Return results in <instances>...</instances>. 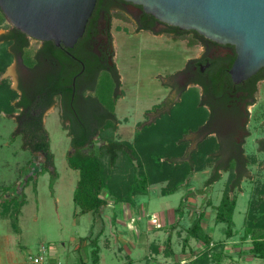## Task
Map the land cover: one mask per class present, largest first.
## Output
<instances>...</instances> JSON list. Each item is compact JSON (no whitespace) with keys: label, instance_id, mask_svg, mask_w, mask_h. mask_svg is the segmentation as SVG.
Masks as SVG:
<instances>
[{"label":"rangeland","instance_id":"1","mask_svg":"<svg viewBox=\"0 0 264 264\" xmlns=\"http://www.w3.org/2000/svg\"><path fill=\"white\" fill-rule=\"evenodd\" d=\"M8 27L9 25L3 21L0 25V35ZM127 27L128 31L126 27L112 31L116 49L113 61L118 76V90L122 96L115 102L114 111L118 123L110 134L114 139L129 141L136 149L142 142L133 141L131 137L132 129H135L134 133L140 129L139 126L134 125V122L141 118L139 112L142 109L151 107L166 91V88L158 82L157 75H165L181 68L185 59L192 55V49L187 47L185 41H191V35L181 33L173 42L166 35L154 36L149 32L134 33L129 25ZM36 44L34 39L28 38L25 51L30 56ZM1 46L0 40V48ZM1 57L0 50V61ZM14 67L15 58L12 55L0 73V82L3 81L5 86L18 92ZM193 91L196 93V89L193 88ZM112 92L113 80L103 73L96 81L90 95L96 96L101 104L108 108L113 102ZM173 107L175 112L170 117L160 119L164 122L163 125L170 123L169 127H171L179 119L180 107ZM200 111L202 118L205 112L202 108ZM16 113V108L0 110V264H91V240L96 242L98 247L97 264H131L127 259V255L132 257L131 254H128L126 246L122 245L120 240H115L116 233L107 220L91 212L80 213L72 201V190L78 173L66 163L65 157L71 152V148L67 122L60 117L57 99L54 98V103L42 117V124L48 136L49 151L52 154L55 172L53 180L48 169L43 172L38 171L40 156L32 155L23 148L20 136L12 134L15 128L13 115ZM249 115L245 127L249 136L243 145L248 175L240 179L239 190L231 193L236 198L232 212L233 238H228L229 241L226 240L221 249L213 250L221 254L218 264H264V259L247 254L249 240L239 239L246 202L249 198L255 197L257 189L264 185V152H255V138L264 135V128L261 125V121L264 120L262 83L258 85L255 104L250 107ZM180 141L183 143L180 157L186 160L191 155L190 152H184L188 141L182 137ZM210 141L214 139L209 137L204 140L205 143ZM94 144H98V139ZM208 147L212 148V146ZM145 149L138 150V155H145ZM211 159L206 161L205 167L196 168L191 175L186 174L173 193L161 195L159 189L163 183L154 182L148 185L145 194L135 195L129 202L133 214L141 216L143 222L146 218L150 220L151 215L156 212L171 209L174 212L172 221L178 219V224L173 226L163 223L159 232L162 234L171 231L172 237L177 232L181 233L179 239L173 242L176 248L180 246L178 241L187 235L186 227L191 226L196 219L195 214L200 210L204 215L200 220L202 233L209 235L212 242L225 240L226 225L223 222H214L213 215L214 206L218 203L223 189L227 188L230 174L220 171L217 180L203 187L214 158ZM18 200L22 201V205L18 208V213L13 216ZM5 201H8L7 210L3 209ZM117 216L120 217L118 212ZM13 218L14 225H12ZM111 221L116 229L127 232L125 226L120 223L121 218L118 220L116 217ZM101 232L106 240L98 239ZM122 238L125 239L124 235ZM191 242L192 248H195L196 241L191 239ZM225 244H229L226 249ZM203 248L204 245H200L193 253ZM136 251L134 253H139L140 257L141 253L145 252L142 249ZM38 256L42 258L41 261L32 262L31 259Z\"/></svg>","mask_w":264,"mask_h":264},{"label":"trees","instance_id":"2","mask_svg":"<svg viewBox=\"0 0 264 264\" xmlns=\"http://www.w3.org/2000/svg\"><path fill=\"white\" fill-rule=\"evenodd\" d=\"M3 21L4 18L0 11V25ZM189 31L192 32V30ZM0 40L2 41L0 73L14 52L20 53L25 65L29 66L34 62V52L30 56L25 51L28 46V38L21 31L9 26L0 35ZM43 43L48 47L49 55L52 57L65 54V47L55 46L51 40ZM259 72L263 73V70L259 69ZM71 90V74L50 75L47 83L38 84L27 91L21 89L20 94L5 86L3 81L0 82V110L17 109V113L13 115L15 128L12 134L20 136L23 148L32 155L40 156L38 171L43 172L48 169L51 172L52 180L55 172L42 117L44 111L53 104V98L56 96L61 101V116L67 117L69 104L77 107L75 95L71 98ZM196 98L197 94L192 88L182 93L181 99L174 105L180 107L181 112L173 126L169 127L170 123L163 125L164 122L160 121L175 112V108L172 106L168 112L161 114L153 122L140 127L139 131L133 134V141L140 140L142 142L136 149L129 141L112 138L110 132L115 129V124L109 120L102 121L103 124L98 126L84 122L81 117L79 120H72L67 126L71 152L66 155L65 159L67 165L78 173L72 190V201L78 211L94 214L106 204L107 199L112 202H130L135 195L145 194L148 185L154 182L163 183L159 189L161 195L173 193L186 174L191 175L196 168L205 167L206 161L212 160L207 152L216 147L214 141L199 143L197 150L191 151L189 153L191 155L186 160L180 157L183 144L180 137L188 129H192V124L200 123L204 116L202 114L201 118L200 107L195 103ZM84 99L87 103L86 108L89 116L92 117L97 103L101 104V102L96 96L90 94ZM105 108L112 114L111 105ZM96 132H98V144L95 145L96 139L92 140V136ZM208 146H212V148L209 149ZM144 149L146 154L139 156L138 150ZM246 161L247 158H244V167L236 172L232 169V163H228L226 167H220L219 163H216L203 182V187L208 186L220 177V172L217 169L225 171L226 168H229L230 179L227 182V188L223 189L218 203L214 206V222H223L226 225L225 240L233 235L232 212L236 198L231 193L234 190H239L240 179L248 175L245 167ZM7 202L5 201L3 205L4 210L8 209ZM21 205L22 201L18 200L13 216L18 213V208ZM199 213L200 215L186 231L188 236L205 244L207 248L192 259V264H218L221 254L219 251L213 250L221 249L225 240L212 242L209 235L202 233L203 230L198 222L202 211ZM14 220L13 218L12 225H14ZM239 239L241 241L249 240L250 247L247 251L251 256L264 259V185L257 189L255 197L249 198L246 202ZM91 247V264H97L98 247L93 240H91Z\"/></svg>","mask_w":264,"mask_h":264},{"label":"flooded vegetation","instance_id":"3","mask_svg":"<svg viewBox=\"0 0 264 264\" xmlns=\"http://www.w3.org/2000/svg\"><path fill=\"white\" fill-rule=\"evenodd\" d=\"M127 25L134 33L166 35L173 42L181 33H189L191 41H185L187 47L192 49V55L185 59L181 68L165 75H157L158 82L166 91L151 107L139 112L141 118L136 120L134 125L142 127L154 121L161 114L168 112L180 100L183 92L194 88L197 94L195 103L205 114L200 123L192 124V129H188L181 136L188 141L184 152H195L199 143L212 137L216 147L207 152L214 158L208 172L212 171L216 163H219L220 167L232 163L234 172L244 167L246 154L243 145L249 136L245 127L250 116V107L255 104L258 85H264V72L257 70L239 82L232 81L228 70L236 56L234 45L228 42H214L193 30H180L161 23L137 4L123 0H95L81 36L72 47H65L64 55L52 57L44 41L38 40H35L37 44L31 65H25L20 53L14 52V75L18 94L21 89L27 91L38 84L47 83L50 75L71 74V98L75 95L77 107L69 104L67 117H62L61 101L58 96L54 97L57 99L60 117L67 122V126L72 120H79V117L92 126H98L107 120L116 126L118 118L114 106L122 94L118 90V76L113 61L116 49L112 31L124 27L128 31ZM103 73L113 80L112 114L102 104L97 103L91 117L84 97L94 89L96 81ZM261 125L264 128V120ZM132 131L131 137L135 129ZM98 132L92 136V140L97 139ZM255 152H264V135L255 138ZM217 171L220 172L221 169ZM225 171L228 172V169Z\"/></svg>","mask_w":264,"mask_h":264},{"label":"water","instance_id":"4","mask_svg":"<svg viewBox=\"0 0 264 264\" xmlns=\"http://www.w3.org/2000/svg\"><path fill=\"white\" fill-rule=\"evenodd\" d=\"M157 21L234 45L228 70L239 82L264 72V0H123ZM95 0H0L4 21L27 38L70 48L81 36ZM21 62V59L19 58Z\"/></svg>","mask_w":264,"mask_h":264},{"label":"crops","instance_id":"5","mask_svg":"<svg viewBox=\"0 0 264 264\" xmlns=\"http://www.w3.org/2000/svg\"><path fill=\"white\" fill-rule=\"evenodd\" d=\"M116 205L117 207H115ZM204 208L203 211H205ZM116 210L120 214L119 218ZM200 211L195 214L196 218L200 215ZM133 213L134 211H132L129 202H112L110 199H107L106 204L99 209L98 212L94 213L105 218L109 225L112 226V229L116 233L114 237L115 240H120L122 245L126 246L128 254H131L132 257L127 255V259L131 261V264H192V259L207 248L205 244H202L200 241H197L188 235L182 237V239L178 241L180 246H177L176 248L173 242L175 239H179L181 233L177 232L175 233V236L172 237L171 231L164 232L162 234L159 232V229L163 227V223L170 225L173 224V226L178 224V219H176L177 221H172L174 212L171 209L156 212L154 215H151V217L153 216L156 218L158 226H155L147 218L145 219V222H143L141 216H135ZM202 215L199 217L198 222H200L199 225L203 230L200 221L203 218ZM116 217L118 220L121 218L120 223L125 226L127 232H122L112 225L113 221L111 220L114 218L116 219ZM187 228L188 227H186V229ZM123 235L125 239L122 238ZM99 236L98 239L105 237L102 232ZM161 236L162 239H160ZM231 238L233 237H229V239ZM103 239L106 240L107 238ZM191 239L192 241H196L195 248H192ZM229 239L227 238L226 240L229 241ZM200 245H204V248L197 253H193L197 247H200ZM228 246L229 244H225L224 248L226 249ZM137 249L145 250L144 253H141V257L139 256V253H134L137 252ZM247 254H249V252H247Z\"/></svg>","mask_w":264,"mask_h":264},{"label":"built area","instance_id":"6","mask_svg":"<svg viewBox=\"0 0 264 264\" xmlns=\"http://www.w3.org/2000/svg\"><path fill=\"white\" fill-rule=\"evenodd\" d=\"M150 221H151L155 226H158V224L156 223V218H154L153 216L150 217ZM41 259H42V258H41L40 256H38V257H33L31 260H32V262L37 263V262L41 261Z\"/></svg>","mask_w":264,"mask_h":264}]
</instances>
